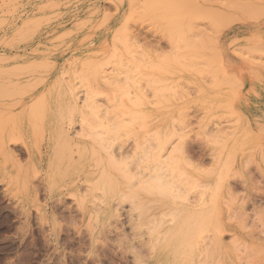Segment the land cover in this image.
I'll return each mask as SVG.
<instances>
[{"label":"rangeland","instance_id":"rangeland-1","mask_svg":"<svg viewBox=\"0 0 264 264\" xmlns=\"http://www.w3.org/2000/svg\"><path fill=\"white\" fill-rule=\"evenodd\" d=\"M210 1L197 0L205 4H210ZM248 1L252 8L254 0ZM165 2L178 7L183 0H0V264H142L138 259L140 253L123 249L121 231L129 226L121 220L142 210L152 217L153 214L164 215L163 212L167 213L168 209L161 201L145 207L148 199L130 192L120 206H113V212L121 214L109 216L113 224L106 226V221L94 217L96 210L92 211L90 218L79 204L78 196L84 194L85 183L77 174L74 189L59 178L58 186L62 190L55 192L50 184L52 176H49L52 155L48 126L60 121L62 115L51 111L48 105L58 92L57 80L63 83L59 87L60 94L64 93L67 85L81 89L82 68L88 54L99 50L106 36L116 37L121 33L135 37L132 45L137 52L135 62H139L141 67L138 69V63V70H134V65L121 60L122 64L115 73L121 84L119 98L126 99L130 95L145 98L146 93L150 95L153 77L148 74L152 73L148 69L149 52L154 50L164 56L163 53L177 47L165 27L159 24L160 21L154 19L153 22L149 18L154 8L160 9L158 16L162 17ZM250 2L237 4L250 13V7L247 9L245 6ZM226 3H229L228 0ZM224 4L225 1L221 5L213 2L214 7L228 14H237L240 18L236 17V21L222 29L218 27L219 31L222 30L220 34L216 32L218 35L210 31L213 24L210 25L208 18H192L190 22H193L186 24L190 29L186 26L189 30L184 32L189 38L186 43L193 44L190 39L196 29L208 30V34L224 40L229 26L235 28L237 34H244L246 21L264 17L262 8L260 14L259 6L258 10L255 7L257 3L250 17L241 7L227 8L230 4H226L227 7ZM218 9L215 14L223 18L224 14L220 16ZM255 9L261 16L255 15ZM161 17L158 19L162 20ZM226 19L235 20L229 15L222 21ZM170 21L175 29V22L171 18ZM222 21H218L220 25L217 26L221 27ZM235 41L232 50L217 43L216 50H213L218 65L217 62L209 64L212 69L205 63L209 68L199 65V72L195 67L197 73L192 68L185 72V78L174 80L179 85L177 97L181 94L191 99L181 110L189 114L185 123L181 128L177 125L182 129V138H175L177 142L174 141V144H180L186 150V161L181 159L178 164L188 175L196 176L197 181L194 183L193 179L186 178L173 184L188 188L191 199L196 201L193 206L203 210V230L199 232L193 257L182 264H246L252 243L250 237L255 235L251 236V232L258 234L260 228L264 229V179L261 176L264 168V51L257 48L255 55L258 53V57L253 55L254 59L260 57V52L262 57L253 60L252 52L250 55L246 48L241 47L239 40ZM228 50L244 62L243 67L230 69L227 66L226 69L221 59ZM2 56L7 59H2ZM154 70V76L163 81L171 77L165 76L166 72L161 74L164 71H156L157 68ZM189 73L193 76L190 77ZM157 77L154 78L156 81H152L161 82ZM194 77L198 79L197 84L191 82ZM181 85L185 90L180 88ZM146 109L139 107L137 113L141 115L135 116L143 118L134 122L127 119L123 123H128V126L123 127V124L119 128V140L125 148L130 142L129 129L134 126L135 133L139 132L143 139L147 138L144 135L149 133L147 118L144 119ZM119 120L123 117L119 116ZM142 121L146 125H142ZM78 124L71 125L72 132L78 130ZM42 131V145L36 146V134ZM132 162L126 166H132ZM219 166L223 168V175L211 178L209 171ZM117 170L120 169L111 165L110 172L114 173L119 186L126 189L128 179ZM251 196L255 202L263 204L260 205L263 206L260 214L253 215L256 214L254 205L248 203ZM184 209L192 211L186 206ZM249 215L255 219L253 225L254 220H249ZM99 226L102 231H99ZM215 229H219L221 234L219 256L216 253L211 256L204 245V240ZM254 237L252 239H257ZM151 264L166 263L157 259Z\"/></svg>","mask_w":264,"mask_h":264},{"label":"bare ground","instance_id":"bare-ground-1","mask_svg":"<svg viewBox=\"0 0 264 264\" xmlns=\"http://www.w3.org/2000/svg\"><path fill=\"white\" fill-rule=\"evenodd\" d=\"M205 1L209 2L210 0ZM224 1L226 7L229 4L231 5L227 8L232 7L240 9L241 7V10L245 14L247 13L249 17L256 3L257 5L255 7L257 9L259 6V13L261 10H263L261 13H264L263 0L257 2L254 0L255 4H252L254 5L252 8L251 2L245 0L247 1L246 3L250 2V5H245L247 9L250 7V13L249 10L246 12L245 7L242 9L243 6L239 7L238 5L240 1H242L241 3H245L244 0H238V2L237 0H228L229 3H226L227 0H222L221 3H224ZM213 2L221 5L219 0H212L210 4L200 3L197 2V0H183L178 7L169 6L168 2H165L163 3L164 11L161 13L162 17L158 16L160 15V9H153L149 18H151L153 22H155L154 19L160 21L159 24L165 27L168 36H171V39L174 40L173 45L177 47L171 52L163 53L165 54L164 56L154 50L149 52L148 69L152 73L148 74H152L153 77L151 78L152 86L150 95L146 93L145 98H137L131 95L126 99L122 97L119 98L121 84L119 79L115 76L117 68L126 61L127 64L131 66L134 65L135 69L134 67L132 69L136 70L139 63L135 62V54L137 52L132 46L135 37L121 33L116 37L111 35L106 36L103 46L99 50L88 54L89 56L86 58V64L84 68H82V74L84 76L81 74L83 76V78L81 76L83 81L82 86H80L81 89L73 85H67L64 93L60 94L59 87H61L63 83H59L57 80L56 85L59 86L57 88L58 92L52 98L53 101L48 105L51 111H55V113L62 115V119L60 121L58 120L59 122L57 121L55 124L48 126L50 129L48 134L51 140L49 150L51 151L50 155H52V160L49 164V176H52L50 184L55 192L62 190V188L58 186L59 178L65 180L69 188L74 189L76 185L75 175L77 174L80 180L85 183L84 192H82L84 194L78 196L79 204L84 209V212L90 215V218L92 211L96 210L94 217L106 221L104 222L106 226H111L113 224L109 216L114 213L121 214L119 211L113 212V206H120L122 199L130 192H134L135 195L143 196L148 199L144 203L145 207L157 201H161L165 205V209H168L167 213L163 212L164 215L157 216L153 214L152 217H150L147 211L142 210L131 215H126V220H121L124 224L129 226V228H126L128 232L126 229L121 231L123 237L118 233L122 238L120 241L124 245L123 249L127 252L133 251L140 253L138 259L141 260L139 263L142 264H151L157 259L166 264H182L190 261L193 257L192 251L197 244L199 232L203 230V210H198V208L193 206L196 204V201L191 199L192 196L189 195L188 188L173 184L174 181L182 182L186 178L193 179L194 183L197 181L196 176L188 175L184 169L181 170L182 168H179L180 164H178L181 159L184 161L186 150L180 146V144L178 146L174 144L175 138H182L180 132L182 129H179L177 125L181 128L185 123V118L189 114L181 110L191 99L189 96H181L180 92L178 93L180 97H177L179 85L177 86L175 81L185 78V72L189 69L193 68L192 70H194V72H199V65H205V68H207L208 66L206 67V64H215L217 59L214 58L215 54L213 49L216 50L217 43H222V45L228 48L230 47L232 50L234 48L233 44L236 42L235 40H239L241 47L243 46L246 48L245 50L248 51L249 54L252 52V55H250L253 60H260L262 57L260 52V57L254 59V56L258 57V53L257 56L255 55V50L258 51V49H260L264 51V17L260 18L257 16H261V13L259 14L255 9L257 12L255 15L258 18L253 15L255 16L254 18H257L255 21L245 22L244 34H237L236 29L229 26L227 29L228 32L226 33L227 37L224 38V40H220L217 36L212 35V33L216 34V32H221L222 30L219 31V28L222 29L226 27L230 22H234L240 17L237 14H228L220 8L214 7ZM231 3L233 5L238 3V6H233ZM260 8L262 9L260 10ZM217 9L219 10L218 14L220 16L223 14L225 15H223L224 19L229 15L232 19L237 18L233 21L231 19L222 21L223 18H218V15L215 14ZM251 14H254V11ZM253 16L251 15V17ZM158 17H161L162 20H159ZM204 17L208 18L207 20L211 22V26L213 24V29H210L212 33L208 34V30L203 32L202 29H196L200 26L198 25V27L194 28L196 29L193 32L194 34L191 35L192 38L190 40L191 42L193 40V44L190 43V45L189 42H187V44L186 41H188L187 39L189 38H186L184 32L190 28L186 24L190 22L192 18L205 20L203 19ZM170 18L176 24L175 29L173 28L174 25L171 23ZM217 20L220 22L222 21L224 25L221 23V27L217 26V24L220 25ZM191 22H193V20H191ZM214 23L216 25H214ZM186 26L189 29H187ZM184 28H186V30ZM183 37H185V39H183ZM187 37H189V35ZM241 47L240 49L243 48ZM246 51L245 53H247ZM227 52L226 55H224L226 51L224 52L223 55L225 57L223 56L224 59L223 57L221 59L226 69L228 67L230 69L241 67L244 62L238 57L233 56L232 51L228 50ZM239 52H241V50ZM210 53L214 56L212 57ZM262 54H264V52H262ZM208 55H211L210 59H208ZM212 58H214V61ZM2 59H7V57L2 56ZM121 60L124 61L121 63ZM216 65H218V62ZM140 67L139 63L138 69ZM195 67L197 68L196 71L194 69ZM154 68H157L156 71L160 73L164 71L161 74L166 72L165 76L171 77L168 78V81L165 79V81L161 80L162 78H158L159 76H154ZM212 68L210 67V69ZM110 70L114 73H111ZM189 76L192 77L193 75L189 73ZM156 77L158 80L160 79L161 82H153L156 81L154 79ZM191 82L197 84V77L191 78ZM181 87L182 85L180 88ZM182 89L184 88L182 87ZM139 107L147 108L145 110L146 117L144 116V119L147 118L149 133H144L147 138L143 139V136H140L139 132L135 133V126L129 129L131 134L130 142L126 144L127 146L125 148V145L119 140V128L123 124V127L128 126V123H123L127 119H131V121L134 122L137 119L143 118L142 116H135L137 114L141 115L139 112L137 113ZM143 113L144 112H142V114ZM119 116L123 117V120L120 121ZM76 122L79 123L78 130L72 132L71 125ZM142 122L144 123V121ZM133 124L136 125L138 129L137 124ZM142 125L146 124L144 123ZM176 126L178 128H176ZM187 126L190 125H186V127ZM142 127L143 126H140V128ZM183 128H185V126ZM43 133L44 131H42L41 134H36V146L37 144H39V146L42 145ZM128 161H133V165L126 166L127 163L129 164ZM186 163L188 165L189 160ZM111 165L118 167L120 170H117V172L122 173L124 177L128 179L125 185L126 189L119 186L118 181L115 180L114 173L110 172ZM222 169L221 166L216 167L209 171V175L211 178H218L223 175ZM183 174L187 175V177ZM261 176H263L264 179V168L262 169ZM248 203H250V206L251 204L257 206L256 208L253 206L256 212V214L253 215L260 214L261 208L264 206L262 203L263 206L261 207V204L255 202L252 196L251 198L249 197ZM182 206L183 209H181ZM185 206L189 207L192 211L185 210ZM254 210L252 213H254ZM262 211H264L263 208ZM248 217L251 218L250 215ZM253 218L249 219L254 220L252 225L255 223V219ZM92 220L95 223L96 220L94 218ZM93 222L91 221V224ZM249 222L251 224V221ZM94 223L93 226L95 227L96 225L97 227V224ZM100 225L102 226V224ZM88 226L90 225L88 224ZM101 226H99L100 229ZM106 226H104V228ZM114 226L117 227V225ZM106 228L109 230L108 227ZM100 229L99 231H102V229ZM218 230L219 229H215L214 233L204 240V245H206L208 253L211 256L215 255V253H219L221 250V234ZM263 231L264 229L260 228L257 231L258 234L251 232L250 235L252 236V234H255L252 237L255 236L254 238L257 239L254 240L250 237L252 243L249 242L251 245L248 244L250 246L248 250L249 253L247 254L249 259L246 264H261L264 262ZM109 232L113 231L110 230ZM236 257L238 256L236 255ZM237 260H240V258H237Z\"/></svg>","mask_w":264,"mask_h":264}]
</instances>
